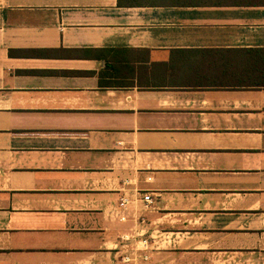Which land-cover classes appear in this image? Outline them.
Segmentation results:
<instances>
[{"label": "crops", "instance_id": "obj_1", "mask_svg": "<svg viewBox=\"0 0 264 264\" xmlns=\"http://www.w3.org/2000/svg\"><path fill=\"white\" fill-rule=\"evenodd\" d=\"M0 264H264V0H0Z\"/></svg>", "mask_w": 264, "mask_h": 264}, {"label": "trees", "instance_id": "obj_2", "mask_svg": "<svg viewBox=\"0 0 264 264\" xmlns=\"http://www.w3.org/2000/svg\"><path fill=\"white\" fill-rule=\"evenodd\" d=\"M192 0H117L120 6L134 5H185L191 3Z\"/></svg>", "mask_w": 264, "mask_h": 264}, {"label": "built area", "instance_id": "obj_3", "mask_svg": "<svg viewBox=\"0 0 264 264\" xmlns=\"http://www.w3.org/2000/svg\"><path fill=\"white\" fill-rule=\"evenodd\" d=\"M142 201H143V208H149V207L151 208L152 203H153V199H152L150 194H143L142 195ZM126 204H127V200L125 198H121L120 201H119V206L122 207V208H125ZM124 217L125 216H123V215L118 216V218L121 219V220H124ZM138 242L141 243V247L139 249H143V250L147 249V247H148L147 239H145V238L144 239H140ZM130 257L131 256L126 255L123 258V260L125 262H129L130 259H131ZM143 258L145 259L146 257L143 256Z\"/></svg>", "mask_w": 264, "mask_h": 264}, {"label": "rangeland", "instance_id": "obj_4", "mask_svg": "<svg viewBox=\"0 0 264 264\" xmlns=\"http://www.w3.org/2000/svg\"><path fill=\"white\" fill-rule=\"evenodd\" d=\"M152 207H153V205H152ZM148 209H150V207L149 208H144V210H148ZM144 239V238H143ZM140 240V239H139ZM144 259V258H143ZM147 260V259H146ZM124 261V260H123ZM125 262V261H124ZM130 262V261H129Z\"/></svg>", "mask_w": 264, "mask_h": 264}]
</instances>
